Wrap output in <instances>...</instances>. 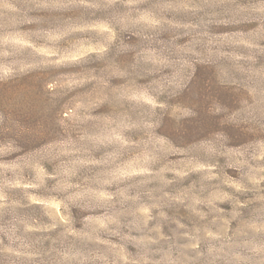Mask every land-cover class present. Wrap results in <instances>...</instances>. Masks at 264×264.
Masks as SVG:
<instances>
[{
  "label": "clouds",
  "instance_id": "obj_1",
  "mask_svg": "<svg viewBox=\"0 0 264 264\" xmlns=\"http://www.w3.org/2000/svg\"><path fill=\"white\" fill-rule=\"evenodd\" d=\"M0 264H264V0H0Z\"/></svg>",
  "mask_w": 264,
  "mask_h": 264
},
{
  "label": "rangeland",
  "instance_id": "obj_2",
  "mask_svg": "<svg viewBox=\"0 0 264 264\" xmlns=\"http://www.w3.org/2000/svg\"><path fill=\"white\" fill-rule=\"evenodd\" d=\"M36 97L34 95L32 96H22L20 103L22 106L25 107H31L32 105H34L36 103Z\"/></svg>",
  "mask_w": 264,
  "mask_h": 264
}]
</instances>
